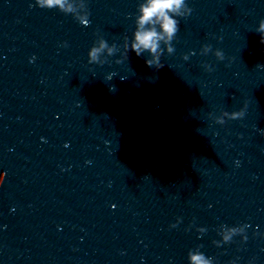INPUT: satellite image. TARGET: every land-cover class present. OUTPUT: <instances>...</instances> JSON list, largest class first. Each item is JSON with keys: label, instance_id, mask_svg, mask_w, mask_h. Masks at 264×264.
I'll list each match as a JSON object with an SVG mask.
<instances>
[{"label": "clouds", "instance_id": "obj_1", "mask_svg": "<svg viewBox=\"0 0 264 264\" xmlns=\"http://www.w3.org/2000/svg\"><path fill=\"white\" fill-rule=\"evenodd\" d=\"M37 3L49 8L53 6L62 7L63 0H37ZM192 11L193 9L187 5L186 0H146V3L141 4L139 8L140 14L136 21L137 30L134 32V39L130 51L134 52L137 57H141L142 53L145 51L148 52L151 59H145L146 66L154 69L162 68L164 65L161 62L160 55L157 54L160 41L167 37V43L169 44L167 50L169 53L174 52L175 49L170 46V44L171 41L176 38V35L180 30V20L178 18H186L192 13ZM156 25L159 26V30H157ZM256 32L260 36L259 43L264 45V19L260 20ZM107 47V42L102 40L99 47L91 48L87 53L88 63L98 64L99 54ZM128 51L129 50L126 46L124 60L129 59ZM262 51H264V48H262ZM108 53L109 55H112L113 49L108 48ZM217 59L220 61L225 59L222 51H218ZM122 62L123 61L118 60L116 63L120 64ZM204 68L208 72L213 71V68L208 64H205ZM261 134L264 135V131H262ZM3 178L4 177L0 175V181H2ZM236 231L237 229L235 228L230 229V232L233 234ZM231 239V235L223 236L225 242H228ZM188 258L190 264H212V259L206 258L204 253H192L190 251L188 253Z\"/></svg>", "mask_w": 264, "mask_h": 264}]
</instances>
